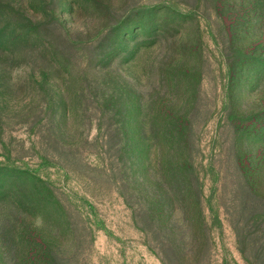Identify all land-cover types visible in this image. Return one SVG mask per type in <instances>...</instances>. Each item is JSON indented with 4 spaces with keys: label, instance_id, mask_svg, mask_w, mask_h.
<instances>
[{
    "label": "rangeland",
    "instance_id": "rangeland-1",
    "mask_svg": "<svg viewBox=\"0 0 264 264\" xmlns=\"http://www.w3.org/2000/svg\"><path fill=\"white\" fill-rule=\"evenodd\" d=\"M131 122L155 129L149 146ZM164 125L187 130L177 153L200 187L175 208L197 194L208 251L177 235L161 254L138 217L124 166L137 156L159 172ZM260 149L264 0H0V178L33 201L50 264H250L228 210L235 159ZM258 175L264 189V160Z\"/></svg>",
    "mask_w": 264,
    "mask_h": 264
},
{
    "label": "trees",
    "instance_id": "trees-1",
    "mask_svg": "<svg viewBox=\"0 0 264 264\" xmlns=\"http://www.w3.org/2000/svg\"><path fill=\"white\" fill-rule=\"evenodd\" d=\"M46 57L53 60L56 53L47 49ZM179 126L164 125L158 130L159 138L162 139L159 144V172L153 170L149 159L137 156L134 159L135 146H130L133 143L129 136L128 140L123 137L133 156L129 160L130 165L126 164L124 169L134 177V190L143 194V205L139 208L138 217L142 221L143 230L157 239L155 243H158L161 254L168 247L165 243L177 235L195 241L199 239V247L203 251L210 250L211 246L210 232L197 194L190 212L186 207L175 208V202H180V198L189 201L192 190L195 187L199 190L200 187L198 178L193 177L194 168L190 157H180L182 151L177 153V150H184L185 153L187 147V130ZM129 130L130 137L134 141L140 140L144 146L150 141L148 135L155 131L148 129L146 125L143 127L132 122ZM261 151L257 150L251 157L239 155L235 159L238 170L234 186L236 203L232 204V211L228 210L229 215L234 217L231 218V224L239 250L250 264H264V189L260 187L258 175L261 161L264 160ZM165 153H168L169 160L162 158ZM6 181L7 179L0 178V198L8 200V209L14 212L8 215L10 218L7 220L0 219V222L3 221L0 225V264H50V253L42 251L36 239L38 229L34 225L36 217L33 201H28L26 194L18 187L5 184ZM2 217L5 219V215Z\"/></svg>",
    "mask_w": 264,
    "mask_h": 264
}]
</instances>
